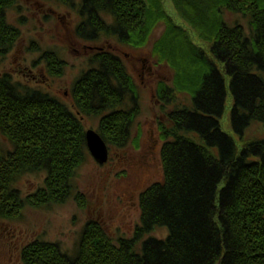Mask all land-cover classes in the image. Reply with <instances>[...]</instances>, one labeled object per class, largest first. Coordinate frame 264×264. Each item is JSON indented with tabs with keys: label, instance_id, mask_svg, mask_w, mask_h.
Here are the masks:
<instances>
[{
	"label": "trees",
	"instance_id": "trees-1",
	"mask_svg": "<svg viewBox=\"0 0 264 264\" xmlns=\"http://www.w3.org/2000/svg\"><path fill=\"white\" fill-rule=\"evenodd\" d=\"M174 3L210 45L208 55L172 22L162 0H85L83 6L91 40L104 36L142 48L154 28L167 26L155 45L160 62L175 71L174 87L161 84L158 93L167 115L160 126L164 178L139 196L133 236L115 241L91 221L73 256L38 239L23 247V264H264V132L251 136L255 127L264 131V0ZM17 4L0 0V67L21 37L9 21ZM229 14L233 23L225 22ZM82 23L77 34L88 40ZM41 59L56 77L62 67L55 54L46 51ZM92 61L94 69L74 87L78 110L106 112L100 136L125 148L139 114L134 81L113 53ZM230 100L236 138L221 126ZM0 137L12 146L5 151L0 145V220L18 221L26 209L69 201L87 206L74 184L87 160L85 128L60 98L0 75ZM29 175L45 179L25 196L19 181ZM163 228L169 234L161 240L155 234Z\"/></svg>",
	"mask_w": 264,
	"mask_h": 264
},
{
	"label": "rangeland",
	"instance_id": "rangeland-1",
	"mask_svg": "<svg viewBox=\"0 0 264 264\" xmlns=\"http://www.w3.org/2000/svg\"><path fill=\"white\" fill-rule=\"evenodd\" d=\"M82 2L72 0L70 4L64 5L58 0H18L16 9L9 14V21L19 27L21 37L12 54L0 67V75L10 74L24 85L41 87L46 93L66 103L65 93L71 94L77 80L92 65L90 60L95 50L87 52L84 47H103L124 59L136 87L139 114L132 123L131 138L125 148L117 146L116 141L107 144L110 147V161L105 166L99 165L88 150L87 160L74 179L75 186L88 202L87 206L83 208L82 204L69 201L63 206L52 205L42 210L26 209L18 221L0 220V264H23V247L38 239L56 243L64 253L73 256L82 232L91 221L100 223L106 234L115 241L120 237H132L140 223L139 196L164 178L160 155L164 144L160 126L161 122L166 121L167 115L162 112L163 101L158 93L161 84L165 88L174 87L175 71L167 61L160 62L155 45L164 38L167 26L159 24L154 28L147 44L138 50L118 43L116 38L104 36L99 41L89 39L87 43L77 34V27L83 21ZM162 2L172 22L182 27L191 42L208 55L210 45L183 19L174 0ZM233 21V15L225 16V22ZM241 22L248 32V22L244 19ZM46 51L58 54L66 63L63 78H53L49 74L46 59H41ZM138 58L145 59L146 67L151 66L156 71L153 78L148 72L141 75L142 63ZM178 97L175 95L174 99ZM66 105L70 106L69 103ZM230 108L231 100L221 126L223 131L236 138V131L231 126ZM105 113L87 116L82 121L85 131L95 130L99 133ZM253 130L251 136L264 132L261 127ZM0 145L5 151L12 149L11 144L2 137ZM44 179L43 175H29L19 181V188L25 196L30 195L42 186ZM168 234L169 231L163 228L155 237L162 240Z\"/></svg>",
	"mask_w": 264,
	"mask_h": 264
},
{
	"label": "flooded vegetation",
	"instance_id": "flooded-vegetation-1",
	"mask_svg": "<svg viewBox=\"0 0 264 264\" xmlns=\"http://www.w3.org/2000/svg\"><path fill=\"white\" fill-rule=\"evenodd\" d=\"M70 1H72V0H70ZM84 2H85V0H83V2H82V6H84ZM81 18L82 19H86L85 18V8H83V10L81 11ZM111 19V21H110V24H112V18H109L108 20H110ZM108 20L106 19V18H104V22H105V24H106V26H110V24H109V22H108ZM83 24V23H82ZM80 25V24H79ZM79 25H78V27H79ZM77 27V28H78ZM83 33H85V37H87V43L89 42V39H90V37H92L91 36V34H88V32L89 31H87V28H86V22L83 24ZM97 30V29H96ZM98 31V30H97ZM99 33H95V35H93V37L94 36H96V35H98ZM91 41V40H90ZM121 44V43H120ZM124 44V43H123ZM129 46V45H128ZM129 47H132V48H134V46H129ZM84 49L87 51V52H89V50H92V51H94L95 50V52L93 53V55H92V59L90 60L91 62L90 63H92V65H90L91 67H89L87 70H85L84 71V73L82 74V76L81 77H83L84 75H86V74H89L90 73V71H92L93 69H94V61H92L93 60V58L95 57V56H97V55H100V53H113L114 55H116L118 58H119V60H121V65H123L124 66V68H125V70H127V67H126V63H125V61H124V59H121V57L120 56H118L114 51H110L109 49L107 50V49H104L103 47L102 48H96V47H94V48H92V47H88V45L87 46H85L84 47ZM135 49V48H134ZM137 50H138V48H136ZM55 54V53H54ZM57 58H58V60H59V62H60V65H61V69L58 71V75L55 77V76H53L51 73H50V70H49V68H48V66H47V70H48V72H49V74H51V77H53V78H63L64 76H65V69H66V63L65 62H63V60H61L60 59V57L58 56V54H56L55 55ZM127 56V55H126ZM139 59V61L142 63L141 64V71H142V74L141 75H144V74H146L147 72H148V74H149V76L151 77V78H153L154 77V74L156 73V71H154V69L151 67V66H148V67H146V60L145 59H141V58H138ZM127 72H128V70H127ZM129 73V72H128ZM131 76V75H130ZM81 77H80V79H81ZM46 79H47V77H45ZM80 79L79 80H77V81H80ZM76 86V85H75ZM73 92H74V88H73V90L71 91V94L70 93H68V92H66L65 94H66V103H69L70 104V106H68L67 105V107L71 110V111H73V113L75 114V116H77L78 118H79V120L82 122L84 119H86V117H87V115L86 114H82V112H80L79 110H78V105H77V102H76V99H75V96H74V94H73ZM135 97H137V95H135ZM64 103V102H63ZM66 103H64V105H66ZM90 117V116H89ZM137 117V116H136ZM135 117V118H136ZM88 131H85V135H86V133H87ZM86 145H87V140H86ZM109 156H110V147H109ZM109 161H110V159H109ZM89 223V222H88ZM97 223V222H96Z\"/></svg>",
	"mask_w": 264,
	"mask_h": 264
},
{
	"label": "water",
	"instance_id": "water-1",
	"mask_svg": "<svg viewBox=\"0 0 264 264\" xmlns=\"http://www.w3.org/2000/svg\"><path fill=\"white\" fill-rule=\"evenodd\" d=\"M85 137L87 140V148L92 158H94L99 165L105 166V164L108 163L110 159L109 147L105 140L95 130L88 131Z\"/></svg>",
	"mask_w": 264,
	"mask_h": 264
}]
</instances>
